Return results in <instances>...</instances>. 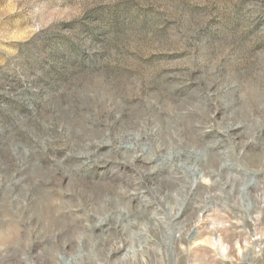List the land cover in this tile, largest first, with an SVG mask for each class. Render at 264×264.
<instances>
[{"label": "rangeland", "instance_id": "1", "mask_svg": "<svg viewBox=\"0 0 264 264\" xmlns=\"http://www.w3.org/2000/svg\"><path fill=\"white\" fill-rule=\"evenodd\" d=\"M66 263L264 264V0H0V264Z\"/></svg>", "mask_w": 264, "mask_h": 264}, {"label": "bare ground", "instance_id": "2", "mask_svg": "<svg viewBox=\"0 0 264 264\" xmlns=\"http://www.w3.org/2000/svg\"><path fill=\"white\" fill-rule=\"evenodd\" d=\"M198 228V227H197ZM192 235V234H191ZM196 238V237H195ZM67 264V263H66Z\"/></svg>", "mask_w": 264, "mask_h": 264}]
</instances>
